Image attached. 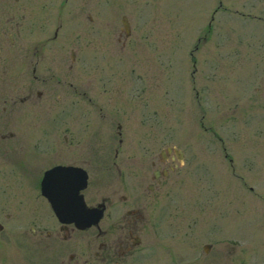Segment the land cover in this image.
<instances>
[{
  "label": "rangeland",
  "instance_id": "rangeland-1",
  "mask_svg": "<svg viewBox=\"0 0 264 264\" xmlns=\"http://www.w3.org/2000/svg\"><path fill=\"white\" fill-rule=\"evenodd\" d=\"M27 1L15 4L14 46L0 55V208L8 211L9 196L32 188L14 181L21 169L9 165L15 159L7 157V147L39 142L48 152L46 146H54L58 134L49 105L65 94L64 81L75 76L80 91H87L92 80L100 97L107 98V88L116 104L123 99L125 116L116 138L123 139L126 154L135 155L132 162L159 156L167 147L186 152V167L172 175L188 179L185 193L172 202L165 195L167 185L160 186L155 192L158 210L144 209L135 252L123 259L119 250L118 258L106 264H264V0ZM42 5L41 13L23 18L26 7L37 11ZM57 29V39L50 41ZM40 48H45V59L37 74L47 75L51 67L56 78L47 76L46 84L35 86L44 93L38 106L12 108L25 96L33 78L31 58ZM106 48L105 59L101 49ZM73 64L71 77L67 70ZM91 64L94 76L88 74ZM107 64L121 70L109 86L101 79ZM67 91L66 96L84 103L81 95ZM109 112H114L112 105ZM108 129L91 144L117 134L116 122ZM10 134H18L17 140ZM78 139L89 144L85 134ZM137 146L156 151L142 152L141 147L139 152ZM51 161L43 167L29 165L27 174L41 176Z\"/></svg>",
  "mask_w": 264,
  "mask_h": 264
},
{
  "label": "flooded vegetation",
  "instance_id": "flooded-vegetation-1",
  "mask_svg": "<svg viewBox=\"0 0 264 264\" xmlns=\"http://www.w3.org/2000/svg\"><path fill=\"white\" fill-rule=\"evenodd\" d=\"M27 2L31 4L29 0ZM19 3L20 0H0V55L9 54L13 49L14 6ZM36 8L37 11L34 7H26L23 18H33L44 6ZM57 8L60 14L61 7ZM93 17L90 14V22L93 21ZM58 32L57 29L50 41L57 39ZM125 34L130 36V32ZM123 40L122 36H119L118 44L122 47L126 44ZM101 50L106 59L108 49ZM44 51L45 48H40L38 53H33L31 58V61L35 62L32 65L33 78L25 96L18 102L14 101L12 108L26 103L38 106L44 93L35 86L46 84L49 80L47 76L50 79L56 78L51 67L47 69V75L41 74V77L37 74L39 63L45 59ZM94 51L95 49L90 50L91 53ZM72 54V59L75 60V54ZM93 58L94 55L91 56V62ZM123 59L124 55H121L119 64ZM89 66L91 70L89 69L88 74L94 76V65ZM109 66L107 64L102 69L103 74L107 73L101 78L104 79L105 86L111 85L117 72L121 71L115 68L120 65ZM2 67L0 64V69ZM74 68V64L68 67L67 71L71 77ZM57 82L62 85L63 80L58 79ZM64 82L65 88H62L65 94L57 95L54 104L49 105L50 108H54L53 121L58 135L54 146H46V148L48 152L53 148L50 154H53L54 160L48 159V152L42 151L45 147L39 142L34 143V146L25 145L23 142L22 145L7 147V157L10 155L15 159H9V165L11 168L21 169L20 174L15 172L14 181L16 183L20 181L23 185H32V188H20V192L13 197L9 196L13 202H10L11 205L7 203L8 211L0 208V264H106L118 258L119 250L121 253L119 256L126 259L141 243V238L136 234L143 226L141 221L144 209L149 205L153 210H158L159 203L157 204L155 200V192L158 188L160 186L163 188L166 184L165 195L169 198L173 197L171 200L174 202L177 194L182 193L185 180L188 181L181 176H172L181 174L187 163L186 152L177 147H167L160 151L159 156L151 155L146 160L140 158L131 161L135 155L126 154L123 139L116 138V135L121 137V121L125 116L123 99L116 104L114 98L108 96L110 91L107 88L104 90L107 98L100 97L94 90L97 87L92 80L87 91L79 90L75 76L73 81ZM67 89L85 98L84 103L77 97L66 96ZM101 94L103 95L102 91ZM110 105L113 113L109 112ZM33 115L38 117L43 114ZM155 115L156 112L151 113L150 119ZM115 122L117 134L112 138L106 135L103 138V135L101 137L103 144H91L94 136H99L105 129L113 128ZM79 134H85L89 144H82V140L78 139ZM16 135L10 134V139L16 141L18 134ZM141 147L145 148L142 152L156 151L151 146H137L139 152ZM223 149L227 153L226 148ZM225 158L233 165L232 157L225 154ZM47 161L54 164L44 170L41 176L27 174L29 165L35 164L39 167V163L44 164ZM141 161L149 163H144L142 166ZM55 167H59L60 171L50 181L51 184H55L54 193L51 187L43 188V181L46 172ZM74 168H80L84 172L74 171ZM93 169L97 170V176H93ZM101 184L104 185V190L99 191L97 185ZM176 185L179 189H176ZM183 192L185 193V190ZM45 193L55 196L57 213ZM148 199H150L149 204ZM2 204L5 205L6 202ZM75 214L79 215V218L71 219ZM94 214H101L102 217L95 221ZM156 217L157 221L161 218L155 216V221Z\"/></svg>",
  "mask_w": 264,
  "mask_h": 264
},
{
  "label": "water",
  "instance_id": "water-1",
  "mask_svg": "<svg viewBox=\"0 0 264 264\" xmlns=\"http://www.w3.org/2000/svg\"><path fill=\"white\" fill-rule=\"evenodd\" d=\"M124 26L126 27V29H127V31H129V25H128V23H127V21H126V19H124ZM57 168H54V169H52V170H50L47 174H46V178H45V180H44V182H43V188H46V186H50V181L52 180L51 178L52 177H55V175L57 174ZM53 185L51 184V187H52ZM45 194H47V193H45ZM48 195V194H47ZM48 198H49V200L51 201V203H52V205L54 206V208L58 211V208L56 207V198H55V196H53V195H48ZM100 217H101V215L100 214H94V219H95V221L96 220H98V219H100ZM209 246H205V251L206 252H208L209 251Z\"/></svg>",
  "mask_w": 264,
  "mask_h": 264
}]
</instances>
